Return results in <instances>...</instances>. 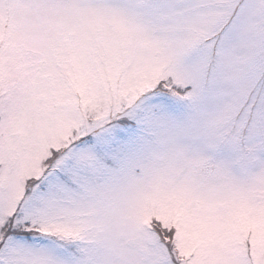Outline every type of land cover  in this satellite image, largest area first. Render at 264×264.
<instances>
[{"label":"snow or ice","instance_id":"1","mask_svg":"<svg viewBox=\"0 0 264 264\" xmlns=\"http://www.w3.org/2000/svg\"><path fill=\"white\" fill-rule=\"evenodd\" d=\"M0 264H264V0H0Z\"/></svg>","mask_w":264,"mask_h":264}]
</instances>
